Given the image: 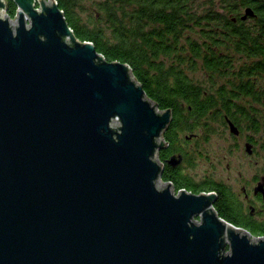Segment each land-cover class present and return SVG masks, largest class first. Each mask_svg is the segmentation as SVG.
<instances>
[{
    "label": "water",
    "instance_id": "1",
    "mask_svg": "<svg viewBox=\"0 0 264 264\" xmlns=\"http://www.w3.org/2000/svg\"><path fill=\"white\" fill-rule=\"evenodd\" d=\"M12 1L13 19L0 0V264H264V237L222 219L214 192L162 180L171 110L130 66L77 39L55 0ZM254 190L264 198V178Z\"/></svg>",
    "mask_w": 264,
    "mask_h": 264
},
{
    "label": "trees",
    "instance_id": "2",
    "mask_svg": "<svg viewBox=\"0 0 264 264\" xmlns=\"http://www.w3.org/2000/svg\"><path fill=\"white\" fill-rule=\"evenodd\" d=\"M55 1L77 39L91 42L108 62L127 63L158 108H170L171 121L162 133L167 145L157 152L164 162L162 180L175 191L214 192L213 207L222 219L264 237V218L248 216L227 180L214 172L195 179L183 166L166 163L180 154L190 165L187 142L194 136L208 141L215 124L229 130V120L238 131L260 133L264 0ZM246 8L253 15L243 19ZM16 11L7 0L6 13L14 18ZM200 70L206 84L196 77ZM248 140L259 143L252 135Z\"/></svg>",
    "mask_w": 264,
    "mask_h": 264
},
{
    "label": "rangeland",
    "instance_id": "3",
    "mask_svg": "<svg viewBox=\"0 0 264 264\" xmlns=\"http://www.w3.org/2000/svg\"><path fill=\"white\" fill-rule=\"evenodd\" d=\"M196 77L206 84L207 79L201 70L196 73ZM214 127L216 132L208 141L201 139L195 141L194 136L187 142V149L192 150L193 155L190 165L185 161L183 169L195 179L214 172L215 176L227 180L232 188H238L241 181H248L254 173H259L264 168V153L259 150L264 146V132L262 129L260 133L244 130L241 137L233 139V134L227 128L220 127L218 124H215ZM245 132L261 141V144L256 146L258 151L254 155H248L245 151L242 140ZM197 149L201 150V156L197 154ZM193 150L196 154L193 153Z\"/></svg>",
    "mask_w": 264,
    "mask_h": 264
},
{
    "label": "flooded vegetation",
    "instance_id": "4",
    "mask_svg": "<svg viewBox=\"0 0 264 264\" xmlns=\"http://www.w3.org/2000/svg\"><path fill=\"white\" fill-rule=\"evenodd\" d=\"M258 104H255V106ZM258 107L261 109L260 112V119H258L259 121V125L261 126V129L264 132V93L262 91V95L260 96V104L258 105ZM244 123V122H243ZM249 124V122H247ZM245 125V123H244ZM247 131V128H244ZM244 131V130H243ZM243 131L241 132L239 130L238 135H233V139H237V137H241V134L243 133ZM246 134L243 135L242 140L244 142V146L245 144L249 143L252 145L251 147V153H248V155H254L257 153L258 149L256 148V146L260 143L261 141H259V143H254V141H249V133L245 132ZM259 150H261L264 153V146L261 147ZM171 156H175V157H180L181 160L179 163H177L176 165H171L167 163V160L171 157ZM168 159H166V163L168 165H170L171 167H176V166H183L184 167V162H185V158L182 157V155L180 154H175V155H171ZM191 159V158H190ZM164 165V162H162ZM264 167V166H263ZM261 178H264V168L259 172V173H254L249 179L248 181H241V185L238 188H232V190L238 195V197L240 198V200L242 201L243 206L247 209V214L250 218L253 219H263L264 218V198H263V193L260 191H255V187L257 186L258 182L261 180ZM237 183V182H236Z\"/></svg>",
    "mask_w": 264,
    "mask_h": 264
},
{
    "label": "built area",
    "instance_id": "5",
    "mask_svg": "<svg viewBox=\"0 0 264 264\" xmlns=\"http://www.w3.org/2000/svg\"><path fill=\"white\" fill-rule=\"evenodd\" d=\"M5 12H6V10H5ZM10 18H11V17H10ZM12 19H13V18H12ZM179 190H180V189H179ZM179 190H177V191L174 190V194H177Z\"/></svg>",
    "mask_w": 264,
    "mask_h": 264
}]
</instances>
